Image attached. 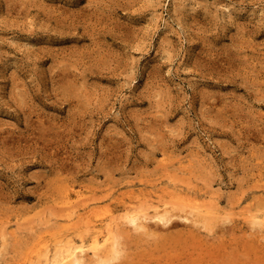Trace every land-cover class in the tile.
Masks as SVG:
<instances>
[{
    "label": "rangeland",
    "instance_id": "374dc122",
    "mask_svg": "<svg viewBox=\"0 0 264 264\" xmlns=\"http://www.w3.org/2000/svg\"><path fill=\"white\" fill-rule=\"evenodd\" d=\"M81 244L264 264V0H0V264Z\"/></svg>",
    "mask_w": 264,
    "mask_h": 264
},
{
    "label": "bare ground",
    "instance_id": "6f19581e",
    "mask_svg": "<svg viewBox=\"0 0 264 264\" xmlns=\"http://www.w3.org/2000/svg\"><path fill=\"white\" fill-rule=\"evenodd\" d=\"M157 212V211H156ZM158 213V212H157ZM193 213V212H192ZM200 213V212H199ZM201 213H202V211H201ZM144 215V214H143ZM143 215H139V216H143ZM138 216V215H137ZM146 216V215H145ZM148 217V216H147ZM162 218V217H161ZM163 218H164V215H163ZM129 219V218H128ZM137 219L138 218H136V216L132 219V220H128V221H132V223H134V224H136L137 225ZM143 219L144 218H142V222H143ZM146 221V220H145ZM139 222H140V220H139ZM140 225V224H139ZM138 225V226H139ZM108 226V225H107ZM141 227V226H140ZM110 231V230H109ZM101 232V231H100ZM109 233H111V231L109 232ZM111 235V234H110ZM99 239L96 237L95 238V240H94V242H93V247L91 246V245H89V246H91L92 247V249L93 248H97V247H99ZM103 244H106L107 245V243H109V242H111V238H110V236H108L107 235V237L106 238H104L103 239ZM115 242V241H114ZM76 244V243H75ZM74 245V244H73ZM78 245V244H77ZM84 247H85V244H81V245H79V246H75V247H73V249L71 250V251H69V248L67 249L66 248V250L68 251V253H61V254H59V256H57L55 259H53V260H49V258H48V260L46 261V263L45 264H61L62 262H64V261H69V260H71V263L72 264H81V261H80V258H79V253L81 254L85 249H84ZM101 247H102V245H101ZM104 247V246H103ZM71 249V248H70ZM95 249H93L94 251H95ZM115 249V248H114ZM105 250V249H104ZM61 252H62V250H60ZM67 251H65V252H67ZM86 251V250H85ZM102 251V250H101ZM58 252V251H57ZM83 255V254H82ZM85 255V254H84ZM54 256V255H53ZM56 256V255H55ZM81 257V256H80ZM54 258V257H53ZM81 260H82V258H81Z\"/></svg>",
    "mask_w": 264,
    "mask_h": 264
}]
</instances>
